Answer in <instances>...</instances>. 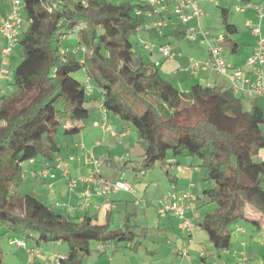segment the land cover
<instances>
[{"label": "trees", "instance_id": "trees-1", "mask_svg": "<svg viewBox=\"0 0 264 264\" xmlns=\"http://www.w3.org/2000/svg\"><path fill=\"white\" fill-rule=\"evenodd\" d=\"M23 2L28 26L19 40L21 60L11 88L0 94V264H5L2 238L7 235L39 244L68 243L59 264H90L95 242L99 253L114 243L137 251L149 236V228L131 223L136 213L116 224L111 215L105 222L89 214L80 219L44 202L23 179L32 160L54 162L62 155L61 139L81 133L91 104L140 135L144 159L135 167L137 174L166 163L170 153L200 161L190 167L206 170V186L196 194L197 225L218 255L230 251L233 231L242 222L264 229L263 107H248L231 88L195 84L182 91L151 70L131 39L146 22L137 14L150 9L145 1ZM221 13L223 40L229 42L239 29L229 8ZM174 30L184 38L180 23ZM74 39L75 47L63 46L62 41ZM200 257L209 263L204 254Z\"/></svg>", "mask_w": 264, "mask_h": 264}, {"label": "rangeland", "instance_id": "rangeland-1", "mask_svg": "<svg viewBox=\"0 0 264 264\" xmlns=\"http://www.w3.org/2000/svg\"><path fill=\"white\" fill-rule=\"evenodd\" d=\"M111 1L112 3L116 4L125 2L136 4L139 1H145L146 3V0ZM259 1L261 0H253V3L255 4ZM239 5L243 6L244 4L240 0H213L212 2L204 0L202 3V7L205 16L202 19V26L212 35H221L224 29L221 18V8L227 7L230 9L231 22L236 24L239 28V33L235 35L234 38L236 40L249 44L253 37L251 36V30L249 29V27H247V16L251 12L252 8H254V5L251 3V5L248 6L246 12H237L236 8ZM176 23H180V21L178 17L174 16V24ZM27 26L28 20L26 19V17H24L22 31H24ZM169 30H171V28L164 30L166 34L162 32L160 36H156L154 33L148 30V28L144 27L142 31L140 30L134 32L131 36V39L134 43L137 44H140L141 40L155 44H160L161 42L169 41L171 43V47L176 53L180 51V46L191 47L200 42L199 39L201 38L198 39V42L191 41L189 38L186 37L184 39L178 38L176 36H173ZM1 42L2 37L0 35V45ZM62 42L64 47H66V45L72 44L74 45V47L77 45L75 39L73 41H69V43L65 40ZM139 50H141L140 52L142 54V57H145L147 64L150 66V69L156 71L158 68L154 65V62L152 61V54L145 51L143 47L139 48L137 51ZM21 51L22 45L18 42L14 51L12 52L11 60L13 66L11 68V73L7 77L12 81L14 80V68L21 60ZM157 52L158 51L153 54H157ZM226 56L228 58H232L233 55L226 52ZM74 76L79 81L84 82V76L82 73H76ZM261 102L263 103L264 107V100H262ZM246 104L248 106V102H246ZM96 105L91 104L90 118L86 121V124L92 122L93 119H101L102 117H104L102 110H100L99 108L94 109ZM109 116L113 117L115 115L110 113ZM132 131L133 135L129 139L131 143L130 146H128V143L118 141V139L116 138L117 136L113 135L114 138L108 137L104 147L100 145L97 148L98 151L105 152L107 151L108 147H111L112 159L117 161L119 169L121 168L124 172V175L122 176V181H124L126 177V181L135 186V190L137 193L135 196H129L127 198V201H125V204L128 205L127 211L129 213H136L135 216H132L131 223L149 228L150 234L146 239L142 240L137 251L127 248L124 244L114 243L113 245L107 247L105 253H99L97 251L98 244L95 242L93 243V252L90 256H88V262L90 264H183V259H186L188 257L183 258L180 253L188 249L189 256L191 257V259L188 258L190 262L189 264H206L204 261H202L200 257L201 252H204L208 256V259H210L209 264H219L221 256H218V252L213 247L212 243L208 240L207 233L202 228L198 227L197 225L196 231L194 233V244H192L190 243L191 238L189 237V235L185 231L179 229V225L174 219L165 220V217H161L158 214L159 201L164 199V197L170 195L173 184H175L173 180H170L169 178L171 174V176H174L175 174L176 176H178V184L183 187L180 189L188 190L190 188L188 181L190 179L194 181L197 184V188L195 189V191L197 194H199L206 186V170L204 168H201L198 173L193 175H187L188 173H186L185 171V166H192V163L198 164L200 163V161L189 155L183 154L175 156L170 153L169 158L166 160V163H164L165 165L161 164L158 165L155 169L136 174L133 171L132 167H140V165L142 164V156H139V153H141L142 155V152H144V143L140 135L134 129ZM83 134H85L87 137L88 135H90L88 142H86L88 145H90V148H88V150L94 151L95 145L91 147L94 140L98 138L104 140V133L100 127H87V129L84 130ZM61 143L63 145V138L61 139ZM127 153L133 154V158H131V160L127 159ZM95 155L97 156V154ZM97 157L99 158V156ZM195 164H193L192 167H194ZM91 167L93 171V166ZM107 170L110 171H108V174H110L111 176L113 175V173H115V169H113L112 166L109 165L108 161L101 159L102 173L107 175ZM168 173H170L169 176ZM23 176L24 178H26L25 175ZM33 180L34 179L30 177L24 179L25 182L28 181L27 185L29 184L31 187H33L32 185L34 184ZM43 186L44 182H42L41 185H38V188L36 187V189H42L47 192ZM39 197L41 199H44L43 196ZM136 198L141 199V204H135L137 201ZM199 204L200 202H198V205ZM55 209L57 211L63 212L61 207L55 206ZM118 214L119 213H114V215L116 216ZM100 221L103 222V220ZM242 226V228L246 231V234L244 236L247 238L248 242H250L251 244L252 241V243L255 245L253 251L251 252V261L249 264H264V229H256L251 223L248 222H242ZM240 235H242V233L237 229H234V237L232 243L233 247L239 244V242H237V238ZM17 237L24 239L21 236ZM8 239V235L2 238V245L6 251L5 264H24L30 261L43 264L42 257H45L46 255L52 258L53 262H55L57 260L56 257H58L60 253L61 256H66L69 250L68 243H47L42 241L40 242V244L42 246L43 251H45V256L37 255V257H35L34 252L31 254L28 252L27 249L22 248L17 244H11ZM27 242L29 246H32L34 244V240H27ZM259 250H261V253H258Z\"/></svg>", "mask_w": 264, "mask_h": 264}, {"label": "crops", "instance_id": "crops-1", "mask_svg": "<svg viewBox=\"0 0 264 264\" xmlns=\"http://www.w3.org/2000/svg\"><path fill=\"white\" fill-rule=\"evenodd\" d=\"M203 1L201 2V7H202ZM208 1L212 2L213 0H208ZM0 3H1V9H0L1 14L6 15L7 13H9L10 9H11L10 1L9 0H0ZM251 3L253 5L264 4V0H261L255 4L253 3V0H251ZM256 17H257L256 10L254 8H252L251 12L247 16V27H248V23L252 20H255ZM178 25H179V23L174 24V17H172V23L165 28H162L160 30H156V29L153 30V28L150 26V21L146 20L142 29H144V27H146V28H148V30H150L152 33H154L156 36H160V34L162 32L164 34H166L164 32L165 29L171 28V30H169V31L173 36H176L178 38H183V36L179 35L180 33L175 32V30H174ZM201 25H202V22H201ZM262 29L264 31V19L262 21ZM140 30H138V31H140ZM237 34H235V35H237ZM0 35L2 37V42L0 45V48H1L0 49V59H1L2 48H4V45L6 42H5V39H3V35L1 33H0ZM235 35L232 36L233 40L229 41V42L228 41L224 42V40L220 39L221 36H224V32H222L221 35H219V36H216V35H213V36L218 38V40H216L215 43L218 44L220 47H222L223 53L225 56H226V52L233 55L232 58H228L226 56L228 62H230L233 66L245 67L246 69H248L247 61H248L249 57L252 56L251 54L253 53V51L255 49V46L257 43V37L251 32V36L253 37V39L248 44V43L236 40L234 38ZM143 42H146V41L141 40V43L137 45V50L139 48L143 47L142 46ZM195 42H197V41H195ZM164 44L170 45L171 43L168 41V42H161L160 44H157V45H164ZM178 49H179V47H178ZM140 51L141 50L137 51V56L143 62H145L147 64L145 57L144 56L142 57V54ZM145 51H147V50H145ZM156 51H158L157 54H153ZM149 53L152 54L151 58L153 59L152 61L154 62V65L158 68L157 71L164 78L173 82L182 91L188 92L191 89V87L195 84H202L205 86H213L214 85L217 87H221L223 89L231 88V82L227 76L221 75V74L217 73L216 71H212L211 69L204 70L201 68H199V69H192L191 68V62H190L191 58L194 61H197L198 59L204 60L208 56V45L202 43L201 41L198 44H195L191 47L180 46V51L177 53L176 60L165 59L161 55L159 50H157V49L154 52H149ZM11 58H12V55L10 57L11 68H12L13 64H12ZM159 67H160V69H159ZM7 77L5 78V80H3L4 91H7L11 88L10 84H11L12 80H10ZM242 98H243V101L245 103L248 102V107H251L253 104H257V105L263 107V103L261 101L264 100V97L254 99V98H249V97L243 96ZM94 109H95V107H94ZM109 114L110 113H107L106 117H108V120L113 127V131H109L107 133H104L103 134L104 140H101L100 138L94 140L91 147L95 145V147H94L95 154H97V156H99V158H101L102 160L108 161L109 165H111L112 168L115 169L114 170L115 173H113L112 176L110 174H108L109 170L106 171L107 175L101 173L102 176L110 182H116V181H122V176L124 175V172L121 168L119 169L117 161L112 159L111 147H108L107 151H105V152L104 151H102V152L98 151L97 147H99L100 145L102 147H104L106 142H107L108 137L114 138L113 135L117 136L116 138L118 139V141H121L123 143H128V146H130L131 143H130L129 139L133 135V131H132L133 129H131V127L129 125H127L125 122L121 121V119L118 118V116L110 117ZM88 120H89V118H88ZM95 120H99V119H93L92 122H89L87 124L85 122L84 124H85V126L86 125L87 126L84 129H82L81 133H79L73 137L67 136V137L63 138L64 149H63V153H62V155H60V157H62L63 160L67 161L66 171L68 172V174H65V172L62 169L57 167L55 165V161L54 162H45V161L41 160L40 158H37V159H34L25 165L23 175H25L26 178L30 177V178L34 179L33 180L34 184L32 185L33 187H31L29 184L27 186L30 189H32V191L38 197L43 196L44 199H42V200L48 204H51L54 208H55V206L61 207L63 210L62 213L70 214L72 216L79 217L80 219H82L86 214L96 215L98 217V219L103 220V222H105L107 217L109 215H111V220H112L113 224L121 223L123 220V217L129 213L127 211L128 205L125 204V201H127V198L129 196H134L133 194L121 191V192H117V193L113 194L112 196L104 197L95 190V191H93V195H92L91 200H90V205L87 206L85 209H83L80 207L79 203L82 199L81 198V192H83L86 189L87 185L86 184H79V186H77V188H75L74 191H71L70 188H68L70 178H76V177L82 176V175L86 176L92 172V167L89 164L88 158H87V150H88V148H90V145H88L86 143V142H88L90 135H88V137H87L83 133H84V130L87 129V127H89V128L92 126L94 127L93 122ZM122 132H125L124 136L120 135V133H122ZM143 154H144V152H142V155H141V153H139V156H142L141 157L142 160L144 159ZM71 155L76 156V158L73 161L68 160V157ZM132 156H133L132 153H127V155H126V157H128L127 158L128 160H131V158H133ZM263 158H264V153H263ZM193 164H195V163H192V165ZM190 167L191 166H185V171H186V173H188L187 175L196 174L201 169V168L191 169ZM132 169L136 173L135 166H134V168L132 167ZM43 171H46L47 173L45 175H42ZM171 175L169 178H170V180H173V182L175 183V184H173V187H176L177 189L183 188L182 186H180L178 184V180H177L178 176H176V174L174 176H171ZM26 178H24V176H23V179H26ZM27 182L28 181H26V184H27ZM42 182H44L43 187L46 189L47 192H45L42 189L41 190L36 189V187L38 188V185H41ZM124 182H127L126 177H125ZM188 184H189V187L196 193L195 189L197 188V184L194 181H192L191 179L188 181ZM38 192H40V193H38ZM141 202H142L141 199H137L135 204L139 205V204H141ZM197 206H198V203H197ZM71 207H73L72 210H71ZM114 213H119V214L116 216V215H114ZM199 213L201 215V210L199 211ZM167 219H170V220L174 219L177 222V224H179L178 218L172 214H169L168 216H166L165 220H167ZM179 229H181V228L179 227ZM237 230L242 233L243 237H242V235H240L237 238V240H238L237 242H239V244L236 245L235 247L231 246L230 251H228L227 253L226 252H220V255H218L219 257L221 256V259L219 260L220 261L219 264H249L250 263L251 252L253 251V248L255 245L252 243V241H251V244H250V242H248L247 238L244 236L246 234V231L243 228H240ZM16 238H18V237L17 236L16 237H10L9 236L8 240L11 242V244H14L12 242V240H14ZM30 247L35 249V251H34L35 257H37V255L45 256L44 255L45 251H43L41 244H39L36 240H34V244ZM244 251L247 253L248 257ZM258 253H261V250H259ZM181 254H182V252L180 253V255ZM201 254H204L208 258V256L204 252H201L200 256H201ZM242 256H246V259H247L245 261L246 263L245 262L241 263L240 260H241ZM42 258H43V264H53L54 263L52 258H50L47 255L45 257H42ZM189 259H191V257H189ZM209 260L210 259H208V262L210 263ZM183 261H184L183 264H189L190 263L188 258L183 259ZM209 263H207V264H209ZM18 264H21V263H18Z\"/></svg>", "mask_w": 264, "mask_h": 264}, {"label": "built area", "instance_id": "built-area-1", "mask_svg": "<svg viewBox=\"0 0 264 264\" xmlns=\"http://www.w3.org/2000/svg\"><path fill=\"white\" fill-rule=\"evenodd\" d=\"M11 4L10 12L6 15H2L0 12V33L5 39L4 48H2V55L0 59V94H3V80L11 73V61L10 57L14 51L16 44L19 42L22 35L23 23L25 17V6L23 0H9ZM203 0H146V4L149 5V10L144 12L138 10L139 16H144L145 20L150 21V26L153 29L160 30L169 26L172 23V17H178L180 24L184 28V37L189 38L191 41H197L199 39L202 43L208 45V56L204 60L194 61L190 59L192 69H211L217 73L227 76L231 82V89L233 93L238 97L249 98H262L264 97V31L262 29V21L264 19V4L254 5L257 17L248 23V27L251 32L257 37V43L252 56L247 61V67L233 66L223 53L222 47L216 44L217 37H214L209 31L205 30L202 25V19L205 16L204 10L201 7ZM248 5L237 6V12L247 11ZM1 9V3H0ZM1 11V10H0ZM212 36V37H211ZM223 40V36L220 37ZM143 48L148 52H154L159 50L161 55L167 60H176L177 53L173 50L171 45H157L155 43L143 42ZM92 86L88 85V90L92 91ZM104 117L99 120H95L93 125L100 127L103 133L113 131V127L108 120L107 112L104 109ZM124 136L125 132L120 133ZM76 158L75 155L68 157V160L73 161ZM88 162L93 166V171L87 176H78L76 178H70L69 187L71 191H74L79 184H86V189L81 192L80 207L85 209L90 205V200L93 195V191H97L104 197H109L117 192H127L137 194L135 186L128 182L116 181L110 182L102 176L101 172V159L98 158L93 150L87 151ZM55 161V165L62 169L65 174L67 161L62 157H58ZM47 172L43 171L42 175ZM197 196L191 188L186 189H174L170 192V195L164 197L159 201L158 214L161 217H166L169 214L176 216L179 220V227L184 230L190 239V243L194 244V233L197 227V220L200 218V213L196 206ZM73 207H71V210ZM14 244L25 248L29 253L35 251L28 245L27 240L16 238L12 240ZM106 245L100 246V249L104 250ZM182 257H190L188 249L182 251ZM203 255V254H201ZM59 257L53 264H59ZM247 259L242 256L241 263ZM24 264H39L36 262H27ZM41 264V263H40Z\"/></svg>", "mask_w": 264, "mask_h": 264}]
</instances>
